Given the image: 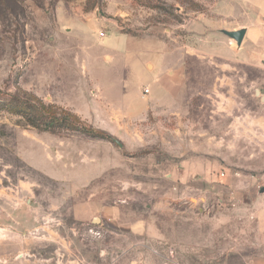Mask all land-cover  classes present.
<instances>
[{"label": "rangeland", "instance_id": "obj_1", "mask_svg": "<svg viewBox=\"0 0 264 264\" xmlns=\"http://www.w3.org/2000/svg\"><path fill=\"white\" fill-rule=\"evenodd\" d=\"M19 87L108 138L0 107V264H264V0H0Z\"/></svg>", "mask_w": 264, "mask_h": 264}, {"label": "trees", "instance_id": "obj_2", "mask_svg": "<svg viewBox=\"0 0 264 264\" xmlns=\"http://www.w3.org/2000/svg\"><path fill=\"white\" fill-rule=\"evenodd\" d=\"M21 91L19 87L14 94L4 92L8 97L0 98V107L20 114L29 125L40 130L54 131L67 128L93 137L108 138V133L104 130L96 131L92 127H87L76 113L66 109L58 111L55 106L46 103L37 95Z\"/></svg>", "mask_w": 264, "mask_h": 264}, {"label": "water", "instance_id": "obj_3", "mask_svg": "<svg viewBox=\"0 0 264 264\" xmlns=\"http://www.w3.org/2000/svg\"><path fill=\"white\" fill-rule=\"evenodd\" d=\"M224 32L234 38L237 41L238 46H240L243 42V39L245 37V34L247 32L246 28H241V29H237V30H224ZM257 93H260V90H256Z\"/></svg>", "mask_w": 264, "mask_h": 264}, {"label": "built area", "instance_id": "obj_4", "mask_svg": "<svg viewBox=\"0 0 264 264\" xmlns=\"http://www.w3.org/2000/svg\"><path fill=\"white\" fill-rule=\"evenodd\" d=\"M148 93H150V89H149V88H146V89L144 90V95L146 96Z\"/></svg>", "mask_w": 264, "mask_h": 264}, {"label": "crops", "instance_id": "obj_5", "mask_svg": "<svg viewBox=\"0 0 264 264\" xmlns=\"http://www.w3.org/2000/svg\"><path fill=\"white\" fill-rule=\"evenodd\" d=\"M247 33V32H246ZM245 36H246V34H245ZM245 38V37H244ZM244 40V39H243Z\"/></svg>", "mask_w": 264, "mask_h": 264}]
</instances>
